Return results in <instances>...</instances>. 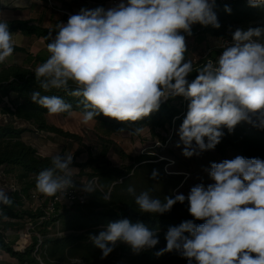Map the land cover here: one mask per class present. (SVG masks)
Here are the masks:
<instances>
[{
	"label": "clouds",
	"instance_id": "obj_1",
	"mask_svg": "<svg viewBox=\"0 0 264 264\" xmlns=\"http://www.w3.org/2000/svg\"><path fill=\"white\" fill-rule=\"evenodd\" d=\"M250 7L264 8V0H247ZM216 0H121L109 9H80L67 23L49 31V57L34 74L43 92L61 90L78 98L81 123L92 125L97 117L136 124L159 110L170 98L183 97L186 116L178 129L185 157L215 149L224 136L246 122L264 129V27L237 29L232 41L221 46L215 61L194 66L185 59V35L194 24L219 28L214 11ZM231 13V8L225 6ZM16 45L9 21L0 12V64L10 57ZM195 79L189 81L191 73ZM31 101L49 115H76L72 103L55 95L33 91ZM123 130V129H122ZM143 127H134L139 135ZM51 167L35 177L37 192L46 196L61 194L64 199L73 188V154L55 153ZM214 183L193 186L187 196L176 194L163 200L149 191L138 195L128 186L141 213L164 214L176 203L188 202L194 220L169 227L166 247L157 257L175 251L188 264H264V160L237 156L212 162L207 169ZM152 178H157L154 171ZM83 191L95 192L91 182ZM110 197L105 194L104 200ZM8 190L0 187V205L11 207ZM0 218L8 217L0 208ZM159 229L128 219L109 222L98 235L89 234L106 258L118 243L133 254L154 248ZM80 264V262H78Z\"/></svg>",
	"mask_w": 264,
	"mask_h": 264
},
{
	"label": "trees",
	"instance_id": "obj_2",
	"mask_svg": "<svg viewBox=\"0 0 264 264\" xmlns=\"http://www.w3.org/2000/svg\"><path fill=\"white\" fill-rule=\"evenodd\" d=\"M225 6L231 8L230 14L225 11ZM214 11L220 27L217 29L210 25L195 24L191 28L190 36H195L197 42H204L208 38L231 42L237 29L264 27V8L250 7L247 0H216ZM9 30L35 34L42 37L46 45L51 42L49 31L52 30L51 34L56 35L55 29L29 24L27 21L9 22ZM185 36L188 35L185 33ZM221 53L220 47L209 48L205 58L194 66H202L208 60L215 61ZM196 75L195 71L191 73L189 81L195 79ZM33 91H41L42 95L59 96L72 103L74 111L80 112L77 107L78 98L70 97L61 90L43 92L39 88L34 70L10 66L0 71V113L4 114L3 120H0V170L5 175L14 173L18 182L23 185L20 189L15 184L17 190L9 191L8 195L13 200L11 207L0 205L8 217L7 220L0 218V254L12 258L16 264H188L187 259L180 257L175 251L159 257L155 255L166 247L165 234L169 227H178L187 220H193L196 224L204 223L202 220H194L189 214L187 200L183 204L176 203L170 212L147 214L139 211L134 197L127 192L131 185L137 195L142 191H149L154 198L161 200L165 196L174 197L179 194L173 190L179 189L184 182L178 180L168 187V176L163 171L168 161L158 160L157 155L141 153L131 156L113 145L110 140L108 143L103 142L96 155L92 156L91 153L85 162L72 164L79 168L78 176H87L89 181L94 179L91 183L95 192H86V201L83 204H57L49 213L45 209H25L23 199L29 197L32 190H36V175L51 167V156H40L33 146L22 139L23 134L49 132L66 139L80 140L77 134L47 123V110L30 99ZM12 93L14 97L10 99ZM4 97L9 98L8 104L3 103ZM187 103L180 96L170 98L161 104L158 111L136 124L119 122L103 114L96 118V124L115 133L127 131L131 135H134V127H143L153 137L163 141L158 129L169 126L178 131L186 116ZM223 131L221 142L213 149L215 152L223 155L232 151L245 158L264 160V129L241 122L231 133L226 128ZM112 146L121 159L128 160L129 164L118 166L109 161L107 153ZM154 171L157 173L156 179L152 178ZM105 194L110 197L108 201L104 200ZM43 205L47 206V199ZM122 219H128L133 224L141 222L149 229H159V243L138 255L133 254L126 244L118 243L106 258L101 259V250L94 246L89 234L98 235L102 226ZM20 222L23 225L30 223L36 232L31 243L24 248L19 247L15 239L8 238V231L23 227Z\"/></svg>",
	"mask_w": 264,
	"mask_h": 264
},
{
	"label": "rangeland",
	"instance_id": "obj_3",
	"mask_svg": "<svg viewBox=\"0 0 264 264\" xmlns=\"http://www.w3.org/2000/svg\"><path fill=\"white\" fill-rule=\"evenodd\" d=\"M192 36H185L187 51L185 53L186 60H192L193 63L205 58L207 50L210 48H218L225 44V40L217 38H209L204 42L197 43L196 40L191 38ZM228 42V41H227ZM62 128L77 134L80 137L79 141L68 140L64 141L59 139V141L45 142L44 136L37 137L33 135H28V141H31L33 147L37 149V152L40 156H52L55 153L59 154H73L74 163H83L92 153V156L96 155L99 152L100 144L103 142L113 143V145L121 148L126 154L131 156H137L141 153H149L157 155L158 160L165 159L168 161V164L164 165L163 171L168 176V187L171 183L180 180L183 185L179 189L173 190L179 194H188L190 189L197 185L203 184L207 187L209 184L214 183L208 175L207 169L210 168L212 162H222L225 159L231 160L239 154L228 151L223 155L218 154L213 149L200 152L198 155H193L191 157H185L183 152V145L177 147L179 142L178 131L173 127L167 126L165 129H158L160 138L153 137L149 131L144 128V131L139 135H131L127 131H122L119 133L112 132L105 128H100L97 124L84 125L81 123L79 114L69 117L61 115L60 118ZM107 142V143H108ZM110 142V143H111ZM109 143V144H110ZM110 146V145H109ZM61 150V151H60ZM78 151H81L80 153ZM107 157L109 161L114 165H127L129 164L128 160L121 159V157L113 149V146L110 148ZM79 168L74 167L73 169V179L76 182L77 186L83 188V184H88L89 178L87 176H78L77 173ZM19 185L21 189L22 184L18 182L17 176L14 173L4 174L0 170V187L11 191V185ZM12 192V191H11ZM45 198H47L45 196ZM42 200L32 201L30 197H25L23 199V204L25 209L34 210V209H45L44 203H41ZM21 226L23 222H20ZM28 232V233H27ZM34 228L29 223H25L23 227L15 228V230L8 231V238L11 240L14 236L16 242H18L21 247H25L32 241V236H34ZM54 235V234H53ZM60 235V234H57ZM16 264V263H8Z\"/></svg>",
	"mask_w": 264,
	"mask_h": 264
},
{
	"label": "crops",
	"instance_id": "obj_4",
	"mask_svg": "<svg viewBox=\"0 0 264 264\" xmlns=\"http://www.w3.org/2000/svg\"><path fill=\"white\" fill-rule=\"evenodd\" d=\"M120 2L121 0H0V12L5 15L9 22L27 21L29 24H36L44 28L55 29L57 24L67 23L69 16L79 13L82 8L95 9L97 7H103L105 9H109L116 6ZM124 2L126 3V0H124ZM10 32L13 33L16 45L13 54L8 57L3 64H0V71L7 69L10 66H18L21 68L35 70L38 65L47 60L50 54L42 37L35 34H25L19 30ZM181 34L185 35V33ZM54 36L55 35H52L53 38ZM191 38L196 40L195 36H192ZM13 97V93L10 94V99ZM8 100L9 98L4 97L3 103L8 104ZM74 112L79 114L77 111ZM61 115L62 114L49 115L47 113L46 121L48 124L67 131L62 128L60 121ZM63 116L65 117L66 115ZM3 118L4 114L0 113V120H3ZM26 134L33 135L37 137V139L44 136L42 134L29 132L23 134L22 139L31 146L33 145L31 141L27 140L28 137ZM44 134L46 135V137H42L44 143L59 141V139H63L64 141L70 140L54 133L45 132ZM14 238L15 237L12 236L11 239ZM10 262L16 263L15 260L7 255L3 253L0 254V264H8Z\"/></svg>",
	"mask_w": 264,
	"mask_h": 264
},
{
	"label": "built area",
	"instance_id": "obj_5",
	"mask_svg": "<svg viewBox=\"0 0 264 264\" xmlns=\"http://www.w3.org/2000/svg\"><path fill=\"white\" fill-rule=\"evenodd\" d=\"M92 181H94V179L89 182H92ZM74 185L75 186L73 188L68 190L65 199L61 194H57V196H46V195L40 194L39 192H37V190H32L29 197L32 199V201L41 199L42 200L41 203H44L45 200L47 199V206L45 207V210L47 213L52 212L54 210V206L57 204L67 205V206L83 204L86 201V192L83 191V188L78 187L75 181H74ZM10 190L16 191L17 187L15 185H11ZM45 196L47 198H45ZM29 225L31 224L29 223ZM16 244L19 245V247H21V245L18 242H16Z\"/></svg>",
	"mask_w": 264,
	"mask_h": 264
}]
</instances>
